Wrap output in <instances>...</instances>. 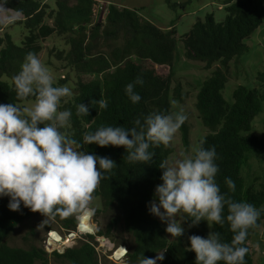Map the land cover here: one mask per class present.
Listing matches in <instances>:
<instances>
[{"label":"trees","instance_id":"16d2710c","mask_svg":"<svg viewBox=\"0 0 264 264\" xmlns=\"http://www.w3.org/2000/svg\"><path fill=\"white\" fill-rule=\"evenodd\" d=\"M165 1L171 9L179 6L173 0ZM221 1L226 12L222 21L217 22L213 14H207L204 19H198L180 40L187 59L202 62L207 69L219 64L203 82L195 106L202 124L212 131L202 141L205 149L215 147V163L219 168L215 179L221 194L261 210L257 226L248 230L244 245L249 248L245 264H254V251L249 241L254 232L264 226V186L262 189L246 188L242 169L248 161V154L264 152V138L252 134V122L263 110L264 74H258L257 79L262 81L258 88L237 87L232 105L226 102L222 93L229 79L230 62L248 50L246 40L264 22V0ZM95 4L96 0H54L55 8L50 9L43 0H8L5 8L22 14L23 19L16 24L25 26L27 35L18 46L9 33L0 34V104L19 105L34 101V97L17 99L13 77L21 70L27 53L40 54L41 43L46 38L53 34L69 35L70 50L66 58L79 77L77 94L67 103L61 101L60 110L72 112L67 128L61 131L82 143V151L109 157L116 163L110 172L103 173L105 178L95 193L101 203L96 213L110 215L106 226L97 231V236L108 238L116 247L126 246L127 264H139L143 257L156 259L159 254H163L164 259L156 260V264H196L195 253L188 250L189 236L207 238L210 232H219L222 241L230 243L234 234L226 221L228 212L225 207L223 226L213 224L210 227L206 220H201L190 227L191 219L184 216L183 225L188 228L187 242L184 243L185 230L177 240L168 241L166 230L149 209L151 203L158 200L155 190L163 183L164 171L159 165L173 152L170 145L150 146L149 151L155 154L153 160L142 163L129 162L124 147L83 143L86 132L94 133L105 126L128 129L136 126V119L143 124L150 113H172L170 92L178 42L176 30L172 27L163 30L140 16L137 10L119 8L114 4L109 6L104 21L100 19L93 24ZM46 20H52L53 24H47ZM2 28L3 24H0V30ZM163 66L169 67L170 71L160 72ZM112 69L113 72L108 73ZM102 74H106L103 82L85 79L87 75ZM138 76L144 84L135 85L141 100L133 104L125 86ZM172 94L175 100L183 101L180 83L175 85ZM99 99L107 101L106 109L91 103ZM80 103L88 106L87 116L77 115L76 106ZM180 132L183 144L188 146L189 126L184 123ZM226 178L234 181L235 191L229 189ZM9 200V197H0V264H50L51 258L57 264H102L93 235L63 254L55 251L51 256L39 246H11L8 242L10 235L30 218L31 211L23 204L20 211H11ZM53 221L59 229L68 232L76 229L75 216H57ZM47 228L53 230L52 226Z\"/></svg>","mask_w":264,"mask_h":264},{"label":"clouds","instance_id":"9594fccd","mask_svg":"<svg viewBox=\"0 0 264 264\" xmlns=\"http://www.w3.org/2000/svg\"><path fill=\"white\" fill-rule=\"evenodd\" d=\"M8 0H0V24L15 22L19 16L6 15L9 9L4 5ZM18 100L34 97L31 107H21L16 103L0 104V197H9L11 211H20L21 204L33 213H40L44 220L38 225H46L57 216L77 219H91L95 209L91 206L95 193L116 163L109 157H100L82 151L83 144L66 135L61 129L70 122L72 112L60 110L61 101L70 97L68 86H54L53 76L39 57L29 52L21 65V70L13 77ZM143 85L137 77L125 86V92L133 104L141 100L135 85ZM100 109L108 107L105 99L91 101ZM77 115H88V106H76ZM187 116L181 111L162 114L150 113L143 124L136 119V126H105L83 135V143L100 147H124L129 162H151L154 152L150 146H169L176 133L185 123ZM203 141L193 149L194 154L183 155L174 163L162 161L164 169L161 185L155 190L158 203L153 201L150 212L167 223L166 232L173 238L184 234L181 223L183 216L197 225L206 220L223 226L224 210L226 221L234 234L230 243L223 242L219 232H210L207 238L189 236L190 248L195 253L196 264H245L249 248L244 246L248 230L257 226L261 210L247 202H235L221 194L216 182L219 171L215 163V147L205 149ZM225 183L235 191V183L226 178ZM163 209V211H161ZM176 217H180L177 220ZM142 258L139 264H156L163 260Z\"/></svg>","mask_w":264,"mask_h":264},{"label":"rangeland","instance_id":"374dc122","mask_svg":"<svg viewBox=\"0 0 264 264\" xmlns=\"http://www.w3.org/2000/svg\"><path fill=\"white\" fill-rule=\"evenodd\" d=\"M43 1L45 4L50 6V9L55 8L54 0ZM114 1L117 5L123 6V8L137 10L140 16L154 23L163 30L167 28L171 29V27L176 30L178 42L172 65L173 78L170 101L172 104V113L182 111L187 116L185 123L189 126V145L185 146L183 144L182 135L179 130L173 141L170 143V147L173 152L167 159L170 164L174 163L175 160L182 158V154H194L193 149L199 147L200 142L207 134L212 133V131L208 130L202 124L195 105L197 94L202 87L203 82L207 80L219 66V64L216 63L210 69H207L205 68L204 63L187 59L185 57V48L180 40V37L187 34L193 24L198 19H204L207 14H213L217 22L222 21L226 14L225 6L221 0H173V2L179 5L173 9L167 5L165 0ZM100 5L101 4L98 2L95 6L97 12H95L96 14L92 20L93 24L98 20L97 16L99 15ZM102 5L104 6L108 4L103 3ZM13 13L19 14L18 12L12 11L6 13V15H16ZM46 23L52 25L53 21L46 20ZM7 25L8 27L0 34L5 32L9 33L12 36L14 43L20 46L27 35L25 26L16 24V22ZM68 37L69 35L58 34L49 36L41 43L42 51L38 55L41 62L52 74L54 85H66L71 89L72 95L70 97L63 98L62 103L69 102L77 94L76 89L79 77L76 69L69 64L66 58V55L70 50ZM245 43L248 46V50L240 58L231 61L229 65V79L222 93L224 99L229 105L234 103L233 92L237 87L244 86L246 88L253 89L260 87L262 84V81L258 80L257 77L260 73L264 74V22L251 35V37L246 40ZM113 70L114 69L110 70L108 73L113 72ZM169 71V67L167 66L160 67V72L162 73H168ZM105 75L106 74L87 75L85 76V79L103 82ZM4 80H7V78L4 77ZM177 83H180L181 85V91L183 94L182 102L175 100L172 94ZM33 103L34 101H28L19 105L22 108L31 107ZM252 134L258 138H264V105L262 112L256 116L252 122ZM242 174L246 181V188L252 186L255 189H262L264 186V152L261 154H248V161L242 169ZM155 202L158 203V200L156 199ZM91 206L95 209L93 220L95 224L94 232L97 233V231L106 226L110 215L105 216L104 214L96 213L97 209L101 207V203L98 198H94ZM161 211H163V209H161ZM181 216L182 218L184 217L183 214H181ZM157 219L166 230L167 223L162 222L159 217H157ZM176 219L180 220V217H176ZM43 220L44 217L40 213L31 212L30 218L20 224L10 235L8 240L9 244L14 247L30 248L31 246H39L45 249L44 241L46 239L47 232L49 231L47 226H52L53 230L60 229L53 220H50L46 225L41 226L38 230V225H40ZM181 226L185 230L184 243H186L188 240V228L184 227L183 222L181 223ZM166 238L169 242H173L178 239L171 237V235L167 232ZM105 239L106 240H103L101 238L98 242V245L101 246L99 257L101 258L102 264H127V256L123 259H116L113 256V248L116 247L115 244L108 238L105 237ZM96 241H98V239ZM79 242L80 241H78L77 244H79ZM249 245L254 251V264H264V226L254 232L249 241ZM60 250H62V248ZM49 255L51 256V254ZM50 264L57 263H55L53 258H51Z\"/></svg>","mask_w":264,"mask_h":264},{"label":"built area","instance_id":"2783aa9c","mask_svg":"<svg viewBox=\"0 0 264 264\" xmlns=\"http://www.w3.org/2000/svg\"><path fill=\"white\" fill-rule=\"evenodd\" d=\"M98 2L101 5L99 6V9H100L99 15L98 16L96 15V16L98 17V20L101 19L104 21L107 18V15L109 12V4L103 6L102 5L104 3L103 1H101V0L96 1V4L94 5V10H93L94 16L96 14L95 12H97L95 6L97 5ZM94 16H93V18H94ZM81 223H82V219H77L76 229L74 231H70V232L66 231L63 228H60V230H49L47 232L46 239L44 241V246H45L44 250L46 251V253L52 254L53 252L56 251L59 254H63L67 249L73 248V246L75 244H77L78 241H88V236L93 235V236H95V242H96V244H94L95 250L99 254L101 246L98 245V242H99V240H101V238L103 240H106L105 237L104 236H97V233L94 232L95 224H94L93 217L88 220L89 225H91V227H92V231L89 232L86 230H81L80 229ZM54 235H57L60 238V241H57V238ZM97 239H98V241H96ZM67 240H70V241L68 243L64 244V242H66ZM61 248H62V250H60ZM121 248L125 249V253L120 259H123L127 256L128 250L126 249V247L125 246H118V247L113 248V250H114L113 256L114 257H115V254L117 253V251Z\"/></svg>","mask_w":264,"mask_h":264},{"label":"bare ground","instance_id":"6f19581e","mask_svg":"<svg viewBox=\"0 0 264 264\" xmlns=\"http://www.w3.org/2000/svg\"><path fill=\"white\" fill-rule=\"evenodd\" d=\"M88 220L89 219H82V223H81V230H86V231H92V227L91 225H89L88 223ZM56 238H57V241H60V238L57 236V235H54ZM70 240H67L65 243H68ZM125 253V249L124 248H121L117 251V253L115 254V258L116 259H120Z\"/></svg>","mask_w":264,"mask_h":264},{"label":"crops","instance_id":"0c3cea01","mask_svg":"<svg viewBox=\"0 0 264 264\" xmlns=\"http://www.w3.org/2000/svg\"><path fill=\"white\" fill-rule=\"evenodd\" d=\"M98 1V0H97ZM101 1H103L105 4L107 3V4H109V5H111V4H114V5H116V6H118L119 8H123V6H121V5H117L116 4V2L114 1V0H101ZM43 3H44V1H43ZM9 10H11V9H9ZM13 11V10H12ZM12 11H9V12H12ZM15 12V11H14ZM13 14H16V13H13ZM17 15V14H16ZM18 16H19V19H17L16 21H19V20H22L23 19V16H22V14H18ZM21 16V17H20ZM15 21V22H16ZM8 27V25H3V28H2V30H0V33L1 32H3L6 28ZM167 29H169V28H167Z\"/></svg>","mask_w":264,"mask_h":264}]
</instances>
